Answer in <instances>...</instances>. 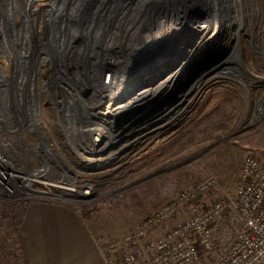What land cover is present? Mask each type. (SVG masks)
<instances>
[{
    "label": "rangeland",
    "instance_id": "1",
    "mask_svg": "<svg viewBox=\"0 0 264 264\" xmlns=\"http://www.w3.org/2000/svg\"><path fill=\"white\" fill-rule=\"evenodd\" d=\"M126 2L132 0H85L92 11L106 10V18L109 11ZM185 3L157 5L153 8L154 17L176 20L188 14L211 15L215 8L219 11L218 18L225 19V25L227 21L236 20L242 27L238 32L239 62L229 59L214 69L194 68L190 76L185 74L176 83L168 85L164 81L154 88L163 86L161 93L152 90L147 97L155 100L168 88L177 87L153 106L158 110L142 113L143 116L135 119L129 130L117 138L121 130L116 128L118 122L112 121L124 114L105 120L110 122L109 128L101 118L92 115L102 102L105 107L108 101L101 99L102 94H92L89 83L88 96L77 87L74 89L77 94L72 91L80 102L71 105L66 99V112L60 102L52 105L54 102L48 97L50 90L46 86L47 77L52 76V86L56 82L54 86L66 91V70L70 77H75V72L71 73L68 68L70 55L59 56L68 46L73 49L88 41L85 29L91 31L94 38L102 35L93 29L98 16L92 20L86 11H81L80 17L72 16L76 6L67 0H0V127L4 125L5 137L14 140L13 144L20 139V146L26 151L23 153L28 160L35 161L29 163V173L33 165L38 167L32 174L38 177L33 179L32 189L36 194L28 195L24 191L12 197L0 189V264H27L20 234L27 209L32 204L69 208L84 220L97 241L121 240L182 191L207 177L233 191L244 159L249 154L264 157V113L259 120L256 116L260 110L258 104L264 100V0L235 1L233 9H226L219 1H198L191 9ZM112 20L108 25L113 24ZM155 25L156 20L152 23L153 27ZM76 33L78 38L74 37ZM105 41L95 40L92 57L98 56L101 50L107 57H117L119 46H102ZM231 41H227V45ZM229 47L225 50L217 47L214 53L206 55L205 61L212 62L225 55ZM56 57V66L61 67L64 74L54 72L52 64ZM207 63L203 66H209ZM238 63L241 77L236 76L234 67L227 69L239 67ZM86 64L88 70L80 68V72L91 76L93 62L88 60ZM99 65H103L101 61ZM104 67L107 79L109 69ZM223 71L227 73L223 75ZM198 81L203 84L195 104L182 118L167 124L162 109L168 111L166 114L180 112L183 108L180 101ZM20 84L28 86L22 94ZM19 100L21 110L18 112L15 108ZM83 100L91 103L86 105ZM22 118L26 123L19 126L16 120L23 122ZM140 121L141 124L134 126ZM90 123L94 126L90 127ZM95 123L101 125L102 132L109 133L106 135H110L112 141L104 138L100 146L95 147L93 136L99 130ZM18 130L20 135L14 136ZM22 138L30 146L23 145ZM98 159L103 163L88 165ZM43 167L45 173H38ZM29 173L24 172L22 176ZM219 197L214 193L206 204Z\"/></svg>",
    "mask_w": 264,
    "mask_h": 264
},
{
    "label": "bare ground",
    "instance_id": "2",
    "mask_svg": "<svg viewBox=\"0 0 264 264\" xmlns=\"http://www.w3.org/2000/svg\"><path fill=\"white\" fill-rule=\"evenodd\" d=\"M67 1L75 4L76 11L73 10L74 14L72 16H76V18L83 15L84 11H86L85 14H88V17L90 16L91 19L98 16L97 21L93 25V29L95 31L97 30L98 32L100 31L102 35H99L100 37L94 38V34L91 33V31L88 32L85 29L84 35L87 36L86 38H88V41L84 42V44H82L80 47H73V49H71L69 46H66V50L61 53L60 56L58 55L60 58L66 56V53L68 56L70 55L69 57L71 59V62H69L68 68H70L71 73L75 72V77H70L66 70V80L68 81L66 83V91L61 90L60 87L58 88L54 86L56 82H53L52 86V83H50L52 76L47 77L46 86L50 90L48 97L50 98L51 96L52 102H54L52 103V105H58V103L60 102V105L65 108L66 112V99L71 105L72 103H79L80 98H76V94L78 91L76 92L74 89H76V87L80 88L82 93H84L83 95L88 96L90 93V91H88L89 83L93 89L92 94H102L101 99L104 101H108L107 106L104 107V102H102L99 106L98 111L92 114L98 118H101L105 122L104 125H106L108 128L110 122H106L105 120H113V115L116 116L117 114H125L124 112L127 113V111L129 112L131 110H134L136 107H146L147 105H150V103H152L151 101H153L154 103L155 100H153V98H148L150 97V91L154 90V88H157V86L162 84L164 81H167L168 85L176 83L178 79H180L181 77L183 78V75L185 74L187 68L193 66V64L200 58V56H206L210 53H214L217 47L221 46L223 47V50H225L226 46H230L229 52H226L225 55L229 54L231 51L233 53H231L232 55L227 60L234 59V61L239 62V60L237 59L240 52L238 32L242 30V27L239 24L237 25L236 20H232V22L227 21V25H225V19L218 18L217 15H219V11L215 8L213 9V18H211L212 14L204 15L197 13L195 15L188 14L187 16L176 20H172V18L170 17L155 19L153 8L160 4L170 6L176 4V2H186L185 4L190 6L189 8L191 9V5H196L198 1H207L210 3L219 1L221 6H224L225 8L227 7L226 9H233L234 2H241V0H132V2L130 3L126 2L124 6L118 5L117 7L113 8V10L109 11L108 18H106L105 15L106 10H104V12L101 9L99 11H92L86 5L85 0ZM184 11L187 12L188 8H185ZM169 12L170 9L168 10L167 14H169ZM113 18L114 20H112ZM111 20L113 21V27L112 25H108ZM155 20L156 25L153 27L152 23ZM78 33L83 36L82 32ZM78 33H76L74 37L78 38ZM102 39H106L105 44H103V42L101 43L102 46L117 45L119 46V48L121 47V50L123 52L119 55H122V57H119L118 54L115 58H112L110 56L107 57L103 55V50H101L100 53L98 52V56L95 55L94 57H92L93 55H91L90 53L92 48L96 47L95 40L102 41ZM227 41H231V44L227 45ZM153 55L157 56L154 57ZM56 60L57 57L53 61L54 64H52L54 72L57 70L61 74H64V70H62L61 67L58 68V66H56ZM88 60H91L93 62V72L91 73V76L83 74L82 71L80 72V68L88 70V65L86 64ZM164 60H172L174 61V63L178 62V67L176 66L177 68L173 70V73H170L166 77L160 78V81L157 82L155 81V79L159 77V74L156 71L159 70V66ZM227 60L225 59L222 64H224ZM100 61L103 65H99ZM179 61L181 62L179 63ZM141 63H143L144 65L150 64L148 67H151L152 71L147 73L146 76H143L136 83H133V81L135 82V80L132 79L133 75L135 73V70L136 72L139 71L138 69H140ZM104 65L109 69V75L107 79L104 78V75H106L104 74L106 68H103ZM238 65L239 67L232 66L227 69L233 70L235 68L236 76L241 77L242 75L240 73V63H238ZM48 66L52 67L50 65ZM225 71H223V75L227 73ZM125 78H128L127 81H125ZM53 80L55 81V79ZM105 80L107 81L105 82ZM202 84L203 83L199 81L193 84V86L186 93V97L183 98V100L180 99V105L183 106L180 112H176L177 114H173V112H170L166 116H164L163 114L167 124H171L174 121L182 118L187 109L195 104L200 95ZM20 86L23 87L21 94L23 93V91L26 92L28 86H24L23 84H20ZM175 87H177V85L174 86L173 89H175ZM163 90L164 87L162 86L157 90L155 89L154 91L156 92L154 93H161ZM72 91H75L76 94ZM35 92L36 91H34V93ZM63 92H66V95L62 94ZM79 93L81 94V92ZM64 96L65 98H63ZM22 97H24V95ZM77 97L79 96L77 95ZM174 99H176V96L175 98H173V106L176 103ZM13 101L16 103V100ZM19 102L20 100L17 102V108L14 107L18 112L21 110L19 107L21 104H19ZM82 103H86L87 105L91 102L90 100H83ZM86 105L84 107H86ZM113 111H116V113L114 114ZM258 112L260 113L261 110H259ZM89 117L92 116L90 115ZM22 119L23 122L16 120L19 126H24V124L26 123L25 118ZM70 119L74 120L72 117H70ZM92 126L94 125L91 124L90 127ZM95 126L96 129L99 128V130L95 132V136H93V139L96 143L95 147H98L100 146L101 141H104V138L109 140V138L111 137L110 135H106L109 133L101 131V125L99 126L98 123H95ZM90 132H92V130H90ZM123 134L125 133L123 132L120 135ZM120 135L115 137L118 138ZM106 136H108V138ZM109 141H112V138ZM95 163H97L98 165L102 164L103 160L98 159L95 162H90L88 165L91 166ZM43 171H45L44 167L42 169L40 168V171L37 172L44 174L45 172ZM33 178L38 177L35 174Z\"/></svg>",
    "mask_w": 264,
    "mask_h": 264
},
{
    "label": "built area",
    "instance_id": "3",
    "mask_svg": "<svg viewBox=\"0 0 264 264\" xmlns=\"http://www.w3.org/2000/svg\"><path fill=\"white\" fill-rule=\"evenodd\" d=\"M257 108L261 110L256 115L259 120L264 100ZM3 128L0 189L12 197L24 191L34 195L32 174L38 167L33 165L29 173L35 161L23 153L20 139L13 144L14 140L5 137ZM23 145L30 146L26 141ZM20 171L29 174L23 177ZM214 193L220 197L206 204ZM98 244L106 264H264V157L249 154L244 159L233 191L207 177L123 239Z\"/></svg>",
    "mask_w": 264,
    "mask_h": 264
},
{
    "label": "crops",
    "instance_id": "4",
    "mask_svg": "<svg viewBox=\"0 0 264 264\" xmlns=\"http://www.w3.org/2000/svg\"><path fill=\"white\" fill-rule=\"evenodd\" d=\"M20 238L27 264H106L84 220L66 207L30 205Z\"/></svg>",
    "mask_w": 264,
    "mask_h": 264
},
{
    "label": "water",
    "instance_id": "5",
    "mask_svg": "<svg viewBox=\"0 0 264 264\" xmlns=\"http://www.w3.org/2000/svg\"><path fill=\"white\" fill-rule=\"evenodd\" d=\"M213 16H214V14H213V11H212V15H211V18H213ZM217 49V48H216ZM119 50V49H118ZM98 51H100V48L98 49ZM122 50H121V47H120V50H119V54H122ZM118 53V52H117ZM231 53V52H230ZM230 53L229 54H227V55H221V56H219L218 58H214V59H212L211 61L212 62H208L207 63V60L205 61V58H207V56H200V58H199V60H197V62L195 63V64H193V66H191L190 68L188 67L187 68V70L185 71V74H186V76L188 77V76H190V73L192 72V70L194 69V68H198V66H201L199 69L200 70H202V69H204V70H206V69H209V68H211V67H213V69L215 68V67H217L218 65H220L221 63H223L224 62V60L226 59H228L231 55H230ZM118 54V55H119ZM160 56V55H159ZM119 57H122V55H119ZM154 61H156V60H154ZM181 61H183V60H181ZM181 61H179V63L181 62ZM207 63V64H209V66H207V67H204L203 65H204V63ZM178 63V62H177ZM177 63H174V61H172V60H164V61H162V63H161V65L159 66L160 68H159V70H157L156 72L159 74V77L157 78V79H155V81H160V78H163V77H166V76H168L170 73H173L174 71L173 70H175L177 67H178V65H177ZM201 64V65H200ZM150 65V64H149ZM148 64L147 65H144L143 64V66L141 65V67H140V69H138L139 71L138 72H136V70H135V73H134V75H133V78L132 79H134L135 80V82L133 81V83H136L137 81H139L143 76H146L147 75V73H149L150 71H152L151 69V67H148L149 66ZM153 65V64H152ZM151 65V66H152ZM177 66V67H176ZM149 68V69H148ZM200 70L198 71V72H200ZM184 74V75H185ZM198 74H200V73H198ZM183 75V76H184ZM156 82V83H157ZM176 88V87H175ZM172 91H174V89H173V87H171L170 89L168 88V90L166 91V94L165 95H163V96H160V97H157L156 99H155V101H154V103H152V104H150V105H147L146 107L144 106V107H142L141 108V106L138 108V107H136L134 110H131V111H129V112H127L126 114H124L123 115V117H121V118H117V120H115V121H112L114 124L116 123V122H118L117 123V129H119V130H121L120 132H118L117 133V135L116 136H118V135H120L121 134V132H127L128 130H129V126L131 125L132 126V123L134 122V120L135 119H137V118H141L142 116H143V114L142 113H144V112H150V111H154V110H158V108L157 109H153L154 107V105L155 104H158V102H161L162 100H164V99H166L171 93H172ZM162 111H164L162 114H164V116H166L167 114V110H165V109H162ZM166 111V112H165ZM171 112V111H170ZM169 112V113H170ZM146 114V113H145ZM163 116V117H164ZM112 123V124H113ZM119 123H121V124H119ZM142 123V121H140V122H137V124H136V122H135V125L134 126H137L138 124H141Z\"/></svg>",
    "mask_w": 264,
    "mask_h": 264
},
{
    "label": "trees",
    "instance_id": "6",
    "mask_svg": "<svg viewBox=\"0 0 264 264\" xmlns=\"http://www.w3.org/2000/svg\"><path fill=\"white\" fill-rule=\"evenodd\" d=\"M88 214V212H86V215ZM87 218H89L88 216H87Z\"/></svg>",
    "mask_w": 264,
    "mask_h": 264
},
{
    "label": "flooded vegetation",
    "instance_id": "7",
    "mask_svg": "<svg viewBox=\"0 0 264 264\" xmlns=\"http://www.w3.org/2000/svg\"><path fill=\"white\" fill-rule=\"evenodd\" d=\"M58 39V38H57ZM59 54V53H58Z\"/></svg>",
    "mask_w": 264,
    "mask_h": 264
}]
</instances>
